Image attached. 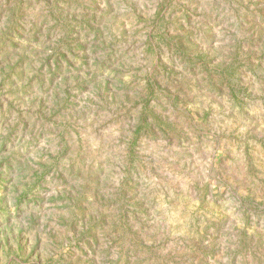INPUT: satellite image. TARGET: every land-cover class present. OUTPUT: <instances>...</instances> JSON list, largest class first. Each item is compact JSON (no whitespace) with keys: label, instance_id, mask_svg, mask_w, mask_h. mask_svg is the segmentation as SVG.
<instances>
[{"label":"rangeland","instance_id":"rangeland-1","mask_svg":"<svg viewBox=\"0 0 264 264\" xmlns=\"http://www.w3.org/2000/svg\"><path fill=\"white\" fill-rule=\"evenodd\" d=\"M0 264H264V0H0Z\"/></svg>","mask_w":264,"mask_h":264}]
</instances>
